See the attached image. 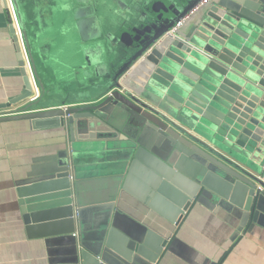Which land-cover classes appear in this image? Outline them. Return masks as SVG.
<instances>
[{
    "label": "water",
    "instance_id": "1",
    "mask_svg": "<svg viewBox=\"0 0 264 264\" xmlns=\"http://www.w3.org/2000/svg\"><path fill=\"white\" fill-rule=\"evenodd\" d=\"M199 1L142 0L123 24L122 63L108 68L88 50L100 80L68 107L33 110L39 101H29L33 90L14 36L23 85L0 104V111L18 108L0 113V124L27 121L65 133L48 176L17 188L28 238L69 239L64 264H156L169 235L146 226L122 236L116 219L123 202L170 225L195 204L244 216L264 205V0H210L166 36ZM11 2L20 26L18 0ZM86 20L77 19L80 32ZM141 166L152 180L137 194L131 183ZM85 169L99 174L84 176ZM93 179L101 189L82 197L81 182Z\"/></svg>",
    "mask_w": 264,
    "mask_h": 264
},
{
    "label": "crops",
    "instance_id": "2",
    "mask_svg": "<svg viewBox=\"0 0 264 264\" xmlns=\"http://www.w3.org/2000/svg\"><path fill=\"white\" fill-rule=\"evenodd\" d=\"M41 1L32 0V4H37L35 8L43 21L40 23L41 30L36 32L41 38H46L44 50L39 49L34 53L31 51L33 47L27 48L28 43L25 45L33 59L32 69L38 89L39 104L33 110L62 105L68 107L76 103L78 98L91 94L92 86L96 83L98 76L88 64L87 58H91L88 50L95 51L93 56L108 68L111 64L119 67L122 63V51L125 48L119 38L124 22L104 32L100 24L107 25L106 21L101 22L97 14L81 12L84 8L81 5L75 6L74 13H68L67 22H46L47 10H42L38 5ZM22 5L23 0H18L19 17L22 16ZM128 8H131L130 5ZM65 13L67 15V11ZM79 17L88 19L80 26L81 32L76 25ZM193 18L194 15L187 22ZM25 34L27 36V32ZM14 36L7 2L0 0V104L20 94L23 85ZM98 40L105 41L108 50L97 47ZM39 60L46 64L47 70L38 64ZM60 88L64 93L56 100L52 99L53 91ZM43 94L46 97L40 100ZM90 133V142H96L98 135ZM64 134L60 128L33 129L27 121L0 124V264H64V259L70 256V241L67 238L27 237L24 210L21 207L23 200L17 194L18 187L48 176L57 153L64 149ZM263 164L258 179L264 193ZM82 173L95 177L99 170L85 169ZM91 174L93 176H89ZM151 180L150 170L141 166L136 170L131 185L140 194ZM100 189L95 179L84 180L79 186L82 197L94 195ZM155 200L159 207H167V200L162 196L157 195ZM120 207L116 229L122 236L130 237L134 231L142 233L146 226L169 235L156 264H264V205L254 214L244 216L237 209L233 214H228L223 210L209 211L195 204L185 212L177 225H170L157 215L149 214L146 207L135 201L123 202ZM158 221L164 223L165 228L158 227Z\"/></svg>",
    "mask_w": 264,
    "mask_h": 264
},
{
    "label": "rangeland",
    "instance_id": "3",
    "mask_svg": "<svg viewBox=\"0 0 264 264\" xmlns=\"http://www.w3.org/2000/svg\"><path fill=\"white\" fill-rule=\"evenodd\" d=\"M142 0H43L38 5H40L42 10H47L45 15L46 22H58L63 21L67 22L69 19L68 13L76 10L75 6L81 5L84 8L81 12H88L92 14H97L100 18L101 22L106 21L107 25L100 24L102 26V30L104 32L112 29V27H118L124 22L125 18L128 16H132L135 14V10L133 9L135 6L139 7L141 5ZM36 3L32 4V0H23L22 10H21V21L20 28L21 30L27 32L26 38L27 42H24V47L27 44L28 47H33L31 51L36 53L37 50H44V46L46 42V38H41V36L37 33L40 31V17L38 16V9H36ZM130 5L131 8H128ZM67 11V15L65 11ZM74 10V11H73ZM25 11V12H24ZM45 14V12H43ZM57 19V20H56ZM24 22V24H23ZM39 22V23H38ZM24 25V26H23ZM37 31V32H36ZM82 42L83 39L79 38ZM105 42V41H104ZM102 40H98L96 42V46L102 49L108 50V48L104 45ZM26 45V46H27ZM36 56V55H34ZM38 64L44 69H46V64L42 61H38ZM89 64V63H88ZM99 77L96 78V81H99ZM54 96L52 99L56 100V98L64 93V90L60 88L55 89L53 91ZM46 95H42L40 100H43Z\"/></svg>",
    "mask_w": 264,
    "mask_h": 264
},
{
    "label": "built area",
    "instance_id": "4",
    "mask_svg": "<svg viewBox=\"0 0 264 264\" xmlns=\"http://www.w3.org/2000/svg\"><path fill=\"white\" fill-rule=\"evenodd\" d=\"M8 8L10 10V15H11V21L13 22V26H14V31H15V36L18 39L19 45H20V49H21V53L23 56V61H24V66H25V70L28 74V77L30 79L31 82V86H32V90H33V96L29 99V101H34L37 99L38 97V89H37V84H36V80H35V76L33 73V69H32V63L30 62V58H29V54L26 51L25 47H24V38H23V33L22 30L19 26V22H18V17L16 15V12L14 10L13 4L11 2V0H6ZM210 2V0H200L199 3L192 8L186 15H184L183 17L180 18L179 21H177V23L174 25V27L169 30L168 32H166V36H171L174 32L175 29L180 28L182 25H184L188 19L202 6L208 4ZM9 111H18L17 107H13L10 110H5V111H0V113L3 112H9ZM264 165V164H263ZM264 168V166H263ZM261 187H259V189L261 190ZM262 191V190H261Z\"/></svg>",
    "mask_w": 264,
    "mask_h": 264
}]
</instances>
